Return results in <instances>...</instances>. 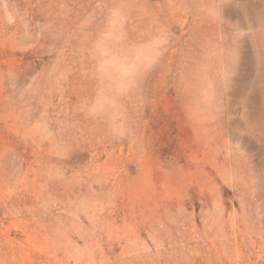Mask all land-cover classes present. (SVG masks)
<instances>
[{
	"label": "rangeland",
	"instance_id": "1",
	"mask_svg": "<svg viewBox=\"0 0 264 264\" xmlns=\"http://www.w3.org/2000/svg\"><path fill=\"white\" fill-rule=\"evenodd\" d=\"M263 1L0 0V264H264Z\"/></svg>",
	"mask_w": 264,
	"mask_h": 264
},
{
	"label": "bare ground",
	"instance_id": "2",
	"mask_svg": "<svg viewBox=\"0 0 264 264\" xmlns=\"http://www.w3.org/2000/svg\"><path fill=\"white\" fill-rule=\"evenodd\" d=\"M263 5H264V1H263V3H262ZM252 5V4H251ZM254 8L256 9V10H258V2H256V3H254ZM262 20H263V22H262ZM252 27L253 28H257V29H255L254 30V34H256L255 32H258V29L259 30H261L262 28L264 29V27H263V24H264V18H263V16L261 17V16H259V14H257V13H254L253 15H252ZM251 27V28H252ZM259 33V32H258ZM260 34V33H259ZM254 36V35H253Z\"/></svg>",
	"mask_w": 264,
	"mask_h": 264
}]
</instances>
